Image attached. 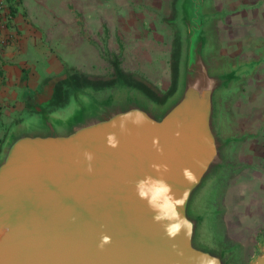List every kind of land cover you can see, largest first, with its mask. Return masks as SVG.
<instances>
[{"label": "water", "instance_id": "95a60500", "mask_svg": "<svg viewBox=\"0 0 264 264\" xmlns=\"http://www.w3.org/2000/svg\"><path fill=\"white\" fill-rule=\"evenodd\" d=\"M176 6L167 92L114 67L109 79L71 72L55 81L49 100L10 125L0 143V264H264V233L239 262L234 243L214 238L218 207L195 205L204 184L239 166L234 154L244 136L233 130L227 104L252 62L208 56L217 15L211 0ZM86 98L92 112L82 105ZM146 177L164 180L182 201L176 219H167L173 209L163 196L156 211L137 196L136 183ZM157 214L165 218L154 222ZM179 218L188 223L168 238L164 227ZM102 235L110 237L103 250Z\"/></svg>", "mask_w": 264, "mask_h": 264}, {"label": "crops", "instance_id": "0c3cea01", "mask_svg": "<svg viewBox=\"0 0 264 264\" xmlns=\"http://www.w3.org/2000/svg\"><path fill=\"white\" fill-rule=\"evenodd\" d=\"M0 2L9 16L0 29L1 143L15 120L49 100L63 69L50 48L71 45L67 36L79 31L74 27L78 0ZM213 4L219 57L252 62L250 73L227 104L232 128L244 139L236 144L239 166L229 180L240 178L219 219L229 234L255 243L264 233V0H213Z\"/></svg>", "mask_w": 264, "mask_h": 264}, {"label": "rangeland", "instance_id": "374dc122", "mask_svg": "<svg viewBox=\"0 0 264 264\" xmlns=\"http://www.w3.org/2000/svg\"><path fill=\"white\" fill-rule=\"evenodd\" d=\"M85 1L78 0V23L74 27L79 33L67 36L73 40L68 45L70 48L64 44H53L50 48L63 65L61 77L78 72L92 79H109L113 76V62L116 61L121 72L143 81L162 94L171 82L176 0H88V4ZM211 8L215 10L213 0ZM216 47L214 43L210 46L208 56L220 58ZM69 99L72 101L73 115L78 104L72 94ZM91 102L88 98L82 101L88 112L93 109ZM70 119L68 116L65 121ZM230 177L231 174L227 178L220 176L218 180L211 179L204 184L196 194L195 205L207 202L213 208L215 204L221 214L223 203L228 204L234 185L240 178L229 180ZM220 216L212 219L216 234L205 230L203 235L211 237L212 232L216 240L222 242L225 238L229 243H234L237 261H247L254 252L256 242H247V237L229 234L226 228L223 229ZM240 239L244 241L239 242Z\"/></svg>", "mask_w": 264, "mask_h": 264}, {"label": "clouds", "instance_id": "9594fccd", "mask_svg": "<svg viewBox=\"0 0 264 264\" xmlns=\"http://www.w3.org/2000/svg\"><path fill=\"white\" fill-rule=\"evenodd\" d=\"M123 127V126H121ZM179 135V133H177ZM107 146L115 149L118 145V141L116 140V137L114 134H109L106 138ZM158 145V140H153V146L157 148V151H161ZM85 158L87 161L92 160V155L90 153H85ZM155 171L157 172H167L168 168L166 165H152ZM88 171L91 172V166L89 165ZM183 176L187 179H191V173L189 170L184 169L183 170ZM151 186L148 191H152L151 197L148 195V191H146V186ZM136 194L140 199L147 200V204L149 208L153 211H156L157 205L156 201L163 196L165 199V205L167 207H170L173 209V215L171 217H167V219H176L178 217V213L175 212V205L182 204V201L175 200L171 193V187L162 179H154L153 177H146L144 180L138 181L135 186ZM165 217H161L159 214L153 216V220L160 221L161 219H164ZM188 223L184 220V218H179V221L177 223L168 225L164 227V232L168 238H173L178 235V233L181 231L182 224ZM110 243V237L106 235H102L100 239V243L98 245V248L103 250L105 245H108ZM173 249H175V245H173ZM180 255V253H178Z\"/></svg>", "mask_w": 264, "mask_h": 264}, {"label": "built area", "instance_id": "2783aa9c", "mask_svg": "<svg viewBox=\"0 0 264 264\" xmlns=\"http://www.w3.org/2000/svg\"><path fill=\"white\" fill-rule=\"evenodd\" d=\"M8 15L3 10L2 3L0 2V29L5 28L8 21Z\"/></svg>", "mask_w": 264, "mask_h": 264}, {"label": "trees", "instance_id": "16d2710c", "mask_svg": "<svg viewBox=\"0 0 264 264\" xmlns=\"http://www.w3.org/2000/svg\"><path fill=\"white\" fill-rule=\"evenodd\" d=\"M113 67H114V72L117 74V75H123L122 72L119 70V68L117 67L116 65V61L113 62ZM124 76V75H123ZM170 88L168 87L165 92H167ZM163 92V93H165Z\"/></svg>", "mask_w": 264, "mask_h": 264}]
</instances>
